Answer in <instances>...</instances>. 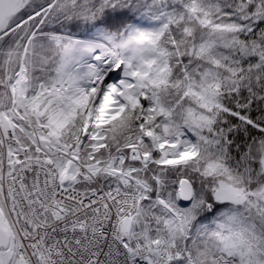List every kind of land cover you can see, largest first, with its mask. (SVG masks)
I'll use <instances>...</instances> for the list:
<instances>
[{
	"label": "snow or ice",
	"instance_id": "snow-or-ice-1",
	"mask_svg": "<svg viewBox=\"0 0 264 264\" xmlns=\"http://www.w3.org/2000/svg\"><path fill=\"white\" fill-rule=\"evenodd\" d=\"M0 264H264V0H0Z\"/></svg>",
	"mask_w": 264,
	"mask_h": 264
}]
</instances>
